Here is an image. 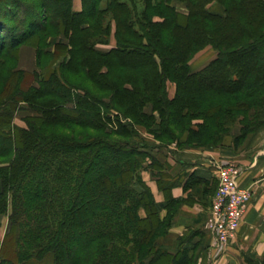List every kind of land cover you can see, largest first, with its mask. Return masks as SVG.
Returning <instances> with one entry per match:
<instances>
[{"label":"trees","instance_id":"trees-1","mask_svg":"<svg viewBox=\"0 0 264 264\" xmlns=\"http://www.w3.org/2000/svg\"><path fill=\"white\" fill-rule=\"evenodd\" d=\"M213 2L221 12L209 10ZM82 4L0 3V217L8 216L0 264H197L183 239L176 251L159 242L183 200L163 184L164 163L139 127L162 145L208 148L223 146L232 124L236 149L257 133L264 0ZM112 35L116 44L102 48ZM24 45L36 49L33 72L19 68ZM207 46L216 57L192 71ZM147 168L166 188L164 218Z\"/></svg>","mask_w":264,"mask_h":264},{"label":"crops","instance_id":"crops-1","mask_svg":"<svg viewBox=\"0 0 264 264\" xmlns=\"http://www.w3.org/2000/svg\"><path fill=\"white\" fill-rule=\"evenodd\" d=\"M82 6V0H73L74 10L79 11ZM176 6L180 10L185 9L183 3L178 2ZM208 8L212 12L222 11L218 2L211 3ZM115 44L116 39L112 35L110 44L101 47L110 48ZM27 53L31 63L25 67L23 63L27 60ZM216 55L217 51L209 60H206V54L190 61L192 71L200 70ZM19 68L31 71L37 69L34 47L28 45L21 47ZM170 94L171 96L175 94L174 86ZM231 127V133L226 137L224 145L219 148L192 147L176 142L162 145L144 127H139L142 136L148 142H154L149 144L152 154L164 163L161 169L163 184L166 186L172 184L171 188H167L171 196L183 200L168 233L162 236L159 242L170 251H176L183 239L182 247L189 249V253L198 255L197 264H250V260L260 263L264 261V139L256 142L254 147L238 152L233 139L239 134L240 127L237 124H232ZM185 139L186 135L181 140ZM222 161L237 163L241 170L240 185L250 188L253 192L236 237L223 248L214 244L209 230L210 203L218 186L216 165ZM157 171L158 169L155 172L150 168L144 169L142 177L151 188L161 208V217L164 218L167 213L166 188L160 186ZM213 180L216 182L212 188ZM141 215H146L144 209L141 210ZM3 216L0 217V227ZM6 229L5 225L4 235Z\"/></svg>","mask_w":264,"mask_h":264},{"label":"built area","instance_id":"built-area-1","mask_svg":"<svg viewBox=\"0 0 264 264\" xmlns=\"http://www.w3.org/2000/svg\"><path fill=\"white\" fill-rule=\"evenodd\" d=\"M218 187L211 201L209 230L214 244L223 248L237 235L253 192L240 185V167L232 161L216 165Z\"/></svg>","mask_w":264,"mask_h":264},{"label":"rangeland","instance_id":"rangeland-1","mask_svg":"<svg viewBox=\"0 0 264 264\" xmlns=\"http://www.w3.org/2000/svg\"><path fill=\"white\" fill-rule=\"evenodd\" d=\"M51 41H54V40H51ZM49 50L53 49L52 47L48 48ZM217 50L212 47V46H207L206 48L202 49L201 51H199L194 57L192 60H194L195 58H198V57H202L204 55L207 54L206 57V60H209L212 56L213 53H215ZM25 53V52H24ZM28 56V57H27ZM27 56H26V61L23 63V66L27 67L30 62V58H29V55L27 53ZM52 60V53L50 52V54H48V57H47V61L50 62ZM191 60V61H192ZM27 71L29 72H33L31 70H28ZM30 77V76H28ZM174 85H170V91L172 90ZM175 87V86H174ZM27 114H29V111L27 110V106L25 105V108L21 111H19V113L17 114L16 118H15V122L21 126H25L26 123L24 121V116H26ZM264 139V125L262 127H260V129L257 131V133L250 139V140H246L245 142H243V144H241V146L239 148H237L236 150L238 152H241V151H244V150H247V149H250L251 147H254V145H256V142H261L262 140ZM153 141H149V144H152ZM160 142V141H159ZM154 143V142H153ZM151 160V159H150ZM233 162V161H232ZM215 180H213L212 182V188L214 187L215 185ZM218 183H219V180H218ZM218 187V186H217ZM2 226L0 227V243L1 241L3 240V236H4V232H5V225L7 226L8 225V216H3V220H2ZM195 254V253H194Z\"/></svg>","mask_w":264,"mask_h":264},{"label":"water","instance_id":"water-1","mask_svg":"<svg viewBox=\"0 0 264 264\" xmlns=\"http://www.w3.org/2000/svg\"><path fill=\"white\" fill-rule=\"evenodd\" d=\"M2 0H0V3H1Z\"/></svg>","mask_w":264,"mask_h":264}]
</instances>
